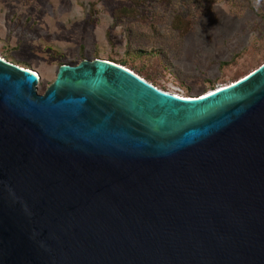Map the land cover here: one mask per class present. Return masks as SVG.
I'll use <instances>...</instances> for the list:
<instances>
[{
    "label": "water",
    "instance_id": "obj_1",
    "mask_svg": "<svg viewBox=\"0 0 264 264\" xmlns=\"http://www.w3.org/2000/svg\"><path fill=\"white\" fill-rule=\"evenodd\" d=\"M36 74L0 58V264H264V64L197 99Z\"/></svg>",
    "mask_w": 264,
    "mask_h": 264
},
{
    "label": "rangeland",
    "instance_id": "obj_2",
    "mask_svg": "<svg viewBox=\"0 0 264 264\" xmlns=\"http://www.w3.org/2000/svg\"><path fill=\"white\" fill-rule=\"evenodd\" d=\"M0 58L38 73L40 94L60 66L102 59L195 99L264 64V0H0Z\"/></svg>",
    "mask_w": 264,
    "mask_h": 264
},
{
    "label": "trees",
    "instance_id": "obj_3",
    "mask_svg": "<svg viewBox=\"0 0 264 264\" xmlns=\"http://www.w3.org/2000/svg\"><path fill=\"white\" fill-rule=\"evenodd\" d=\"M133 1V3L135 4V6H140V5H142L143 3H147V2H149V1H151V0H132ZM161 1H165V0H161ZM134 9H131V8H121V9H119L117 12H119V17H123V16H130V15H133V16H137V13L135 12L134 13ZM112 63H115V64H117V65H121V66H123V67H125V66H127V64H128V62L126 61V60H123V61H120V62H115V61H112ZM228 65V63H223V66H227ZM131 70V69H130ZM135 69L134 68H132V70L131 71H134ZM138 72V74L141 76V77H144V76H146V77H149L148 75H143L141 72H139V71H137ZM136 74V73H135ZM137 74V75H138ZM138 75V76H139ZM238 77H240V75L239 76H237V78ZM150 78V77H149ZM243 78V77H242ZM241 79V78H240ZM239 79H237L236 81H238ZM235 81V82H236Z\"/></svg>",
    "mask_w": 264,
    "mask_h": 264
},
{
    "label": "bare ground",
    "instance_id": "obj_4",
    "mask_svg": "<svg viewBox=\"0 0 264 264\" xmlns=\"http://www.w3.org/2000/svg\"><path fill=\"white\" fill-rule=\"evenodd\" d=\"M36 75H38V73H37ZM38 77H39V80H40V76H39V75H38ZM225 87H227V86H225ZM222 88H224V87H221V88H219V89H222ZM219 89H217V90H219ZM215 91H216V90H215ZM211 92H213V91H210V92H208V93H206V94H204V95H202V96H200V97H204V96L208 95V94L211 93ZM170 94H172V93H170ZM172 95H175V94H172ZM175 96H177V95H175ZM177 97H180V96H177ZM181 98H184V97H181ZM197 98H199V97H197ZM197 98H195V99H197ZM184 99H194V98H184Z\"/></svg>",
    "mask_w": 264,
    "mask_h": 264
}]
</instances>
